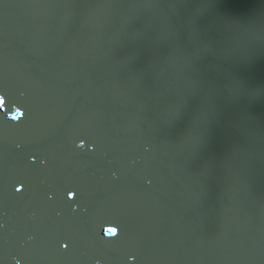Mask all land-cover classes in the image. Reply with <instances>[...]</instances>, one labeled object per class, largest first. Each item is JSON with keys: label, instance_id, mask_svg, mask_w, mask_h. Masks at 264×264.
I'll use <instances>...</instances> for the list:
<instances>
[{"label": "water", "instance_id": "water-1", "mask_svg": "<svg viewBox=\"0 0 264 264\" xmlns=\"http://www.w3.org/2000/svg\"><path fill=\"white\" fill-rule=\"evenodd\" d=\"M26 1L38 4L41 12H28L23 6ZM121 1L140 13L147 20L151 31L165 30L171 41L163 46L155 44V39L107 35V30L117 17L114 3H108L106 9L97 4L103 13H93L102 19L101 23L105 24L106 29L98 27L103 33L90 34L91 22L83 19L87 11L86 0H23L20 6L10 7V10L5 9L0 2V39L6 40V46L0 52V82L8 83L6 91L14 90L16 86L9 82L10 78L29 90L38 63L45 75L43 88L51 89L55 82H64L68 90L77 93L83 102L94 109L105 104L104 106L119 112L122 107L124 110L122 114L119 112L120 119H117V112H113L112 116L116 118L112 120L122 123L124 127L138 130L136 140L146 138L153 144L143 142L138 145L139 156L122 154L114 157L104 149L110 138L105 135L101 143L96 139L101 137L100 133H93L87 147L81 152L91 160V171L88 174L83 167H78L79 161L76 158L73 168L56 167L52 160L35 151L33 145L49 146L47 138L30 137L29 146L18 143L20 139L16 137L13 139L17 142L11 140L7 147L13 148V154L18 155L24 172L6 173L5 166L0 161V190H9L7 194H11V201L23 205L37 190V186H40L46 196L50 194L48 197L57 209L60 207L56 201H61L67 212L79 219L81 224L92 223L98 228L102 225L117 227L116 220L120 218L117 209L112 208L107 197L92 192L90 186L83 184L91 179L93 164L101 163L103 168H115L121 173L126 170L139 171L141 176L146 174L154 178L165 164L178 169L184 165L188 174L195 178V188L203 191L204 186L210 187L216 183L215 188L208 189L216 193V197L209 201L217 204L215 210L219 213V227L223 231L237 233L239 239H248L254 233L264 236V174L256 170V167H261L264 163V59L261 53L240 40L224 20L195 9L193 2ZM65 2H69L65 17L73 18L72 20L48 18L51 12L60 11ZM161 9H166V13ZM34 15H40L41 19ZM77 17L79 18L75 19ZM77 24L80 25L79 30L76 29ZM10 30L13 31L12 34L8 33ZM254 34L264 43V32L261 29L254 31ZM156 45L160 47L159 53L155 50ZM38 46L40 52L37 55ZM13 57L21 65L14 63ZM247 59L254 62L246 65ZM220 63L228 69L227 74L215 69ZM9 67H12V72ZM229 76L239 80L233 82ZM180 80L184 83L177 86ZM152 81L160 84L162 81L173 83L178 94L197 101L200 109L209 106L207 102H200L196 96L199 90H203L218 109L223 111L224 118L205 125L190 112L187 105H181L175 99L159 93L155 95ZM35 94L42 96L43 92ZM102 96L105 99L103 103ZM159 103H165L168 110L165 115L160 113L157 117L153 110ZM63 105L58 103L59 112L64 113ZM4 110L5 108L2 113ZM75 116L80 117L81 112L75 113ZM5 118V115H0V126L12 130L13 124H6L9 117ZM61 118L62 114H57V122L53 124L57 129V136H60L58 139H62L67 133V127L61 122ZM240 125L247 127L238 128ZM112 128L111 125L107 131L109 135L115 134ZM80 133L81 130L77 140L86 134ZM23 138L28 141V136ZM116 142L117 144L110 142L115 149L124 143L123 136ZM3 148L0 145V158ZM253 150L260 154L255 155L254 151L252 155ZM76 154L79 155V152ZM33 159L36 161L33 162ZM105 159L112 160L104 164ZM182 160L184 164L181 163ZM231 162L234 165H230ZM59 174L66 178L58 181ZM36 175L41 177L40 182L32 179ZM105 178L111 180V188L120 191L116 198L123 203L124 210L131 207L148 216H159L163 221L171 220L179 227L184 219L187 221V232L190 230L193 233L195 228L202 232L198 219L199 208L182 201L176 207L175 195L169 190H163V187H156L160 182L155 184L142 179L130 180L126 176L124 179H116L109 174ZM18 187L20 191H17ZM155 190L158 192L156 198L148 202ZM220 190H237L241 200L237 201L232 193L222 194ZM69 193L75 195L70 199ZM91 197L102 204L105 215L91 210L88 205ZM158 200L167 201L155 203ZM253 201L261 207L260 213L251 210ZM181 206L187 207L186 214L182 215L183 219L175 217L176 209ZM35 212L50 216L45 210L35 209ZM211 213L212 210L208 213L209 217ZM55 214L59 216V211L56 210ZM253 221L261 224L255 226ZM6 224L5 214L0 210V246L10 252L8 257L0 252V264H17V261L19 264H52L49 256L54 253L55 244H59L70 257V264H81L72 258L76 253L86 255L89 264H115L113 248H123V244L131 240L117 227L116 237L104 235L93 239L91 247L94 252L88 254L77 250L72 243L62 239L60 234L49 230L44 231L46 238L39 239L41 242L38 243L34 241L35 234L25 223H21L16 231L11 229L8 234L11 242H8L1 236L6 234ZM207 225L210 226L208 222ZM239 239H227L224 249L231 255L228 262L233 264L234 260H238L240 264H264V250L246 246ZM134 242L132 250L121 252L120 264L158 263V250L148 252L146 244ZM217 244L216 252L219 253V242ZM20 248H24V252L19 253L17 250ZM209 249L215 247L210 246ZM129 257L133 259L130 260Z\"/></svg>", "mask_w": 264, "mask_h": 264}, {"label": "bare ground", "instance_id": "bare-ground-1", "mask_svg": "<svg viewBox=\"0 0 264 264\" xmlns=\"http://www.w3.org/2000/svg\"><path fill=\"white\" fill-rule=\"evenodd\" d=\"M22 1L23 0H0L7 10H10V7L20 6ZM187 1L195 3L192 6L198 11L207 15H212L218 20H224L225 23L232 27L240 40L252 45L261 53L264 59V43L260 42L254 34V31L257 29H261V31L264 32V0ZM86 3L87 11L84 13L85 16L83 19L85 22H91L92 28L89 26L90 34L103 33L98 27L100 29H106L105 24L102 25L101 23L102 19L93 13H103L97 7V4H100L106 9L108 3H114L117 7V17L114 19L112 27L107 30V35L129 37L131 39H155V44L163 46L171 41L165 30L154 29L158 34L151 31L147 26V20L121 0H86ZM68 5L69 2L63 3L61 5V10L51 12L48 18L51 20L58 18L72 20L73 18L67 19V17H65V9ZM23 6L31 14H38L41 12L38 4L31 1L23 2ZM161 11L166 13V9H161ZM34 16L39 20L41 19L40 15ZM78 18L79 17L75 19ZM88 25L89 24H87V26ZM76 29L79 30L80 25L77 24ZM8 33L12 34L13 31L10 30ZM22 35L25 36L26 34ZM157 45L155 46V50L159 53L160 47ZM1 48L2 45L0 44V50ZM39 52L40 47L38 46L37 55ZM13 61L17 65H21L16 57H13ZM253 62L254 61L247 59L245 63L247 65ZM223 65V63H220L215 66V69L219 73L227 74L228 69ZM9 70L12 72V67H9ZM44 78L45 75L41 71V66L37 63L29 90L18 85L15 79L10 78L9 82L16 84V86L14 90L6 91V85L8 83L0 82V115H5L6 118L9 117V120L6 122L7 125L13 124L12 130H7L0 126V145L4 146L0 161L5 166L6 173L14 171L24 172L23 168L20 166L22 161L19 160L18 155L13 154V148L7 147L11 143V140L17 142L13 139L16 137L20 139L18 143L24 145H29L31 140L30 137L47 138L49 140L48 147L33 145L32 147L34 150L52 160L53 163L56 164V167L64 166L73 168V161L76 158L79 161L78 167H83L84 172L88 174L91 171V164L89 163L91 160L89 156L81 152L87 147L93 133H100L101 137L96 139L101 141V143L105 135L108 136L110 142H114V144H117L116 141L120 139L121 135L123 136L124 143L120 144L117 149H115L110 142L109 144H105L108 149H104L114 157H119L122 154L139 156L141 154L139 153L138 145L143 144V142L153 144L152 141L146 138L140 137L139 140H136L135 137L139 134L138 130L124 127L122 123L112 120V118H116L112 116L113 112H117V119H120L119 117L121 115L119 116V112L122 114V110H124L122 107L119 109V112L109 106H104L105 104H102L99 109H94L87 102H83L77 93L68 90L64 82H55V86L46 90L45 87L43 88ZM176 78H178V75H176ZM229 78L233 82L239 80L231 76H229ZM170 80L173 81L172 79ZM151 83L155 88V95L159 93L175 99L181 105H187L190 112L203 121L205 125L224 118L223 111L218 109V106L209 99L203 90H199L196 96L200 102H207L209 106L200 109V105L197 101L194 102L191 98L178 94L175 91V85L173 83L168 84L165 81H162L161 84L156 81H152ZM183 83L184 82L180 80L177 86H181ZM42 92V96L35 94ZM104 100L102 96L101 103H103ZM58 103L62 105L65 104L63 105L65 106L64 113L57 110ZM3 108H5V110L2 113ZM167 110L168 108L165 103H159L155 106L153 111L158 117L160 113L165 115ZM77 112H81V116L78 118L75 116ZM9 114L11 116H9ZM17 114H19V116H17ZM57 114H62L61 122L67 127V133L62 139H58L60 136H57V129H55L53 125L54 122H57L55 121ZM12 117H17L18 120H13ZM42 117L43 120L41 121L40 118ZM111 125L113 126L112 130L115 131V134L109 135L107 131L110 129ZM246 127V125L238 126V128ZM80 130V134H86L83 135L81 139L78 138L77 140V135ZM18 132L21 133L18 134ZM23 136H28V141L25 140ZM205 138L211 140L209 137ZM81 142L82 144L79 146ZM254 151L255 155L260 154L257 150H253L252 155ZM76 152H79V155H77ZM111 160L112 159H105L103 163L105 164V162ZM32 161L35 162L36 159ZM181 163L184 164V160H182ZM230 165H234L233 162H231ZM102 166L103 164L101 165V163L93 164V175L91 179L83 182V184L85 186H90L92 192L101 193L108 198L112 204V208L115 210L117 209L120 215V218L116 220V226L122 229L131 239L129 242L123 244V248H113L112 255L115 264H120L122 262L121 252L123 250H132L135 247L134 241H140L146 244L148 252L158 250L160 254L156 257V259H159L157 264H230L228 261L231 255L229 254L230 252L224 249V246L229 237L239 239V234L227 230V232L223 231L219 227L220 216L215 210L217 204L210 203L209 201L210 198L216 197V193L213 192L214 190H208L211 187L215 188L216 183H213L210 187L204 186L202 188L203 191L199 190L198 187L195 188V178L188 174L187 168L184 165L181 169H178L173 165L168 167L165 164V167L159 169V172L156 173V178L146 174H142L141 176L139 171L126 170L121 173L115 168L108 169ZM256 170L264 174V163L263 166L256 167ZM25 173L31 178L28 172ZM106 174L116 179H124V176H126V178L130 180L142 179L145 182L155 184L160 182L156 187H163V190H169L172 195L174 194L176 197L174 198L176 207L180 201H182L195 208H199L198 219L203 233L197 231L196 228L193 233L190 230L187 232V229H185L187 221L182 218V215L186 214L187 211V207L185 206H181L175 211V217L183 219L181 227L175 225L171 220L163 221L159 216H148L131 207L124 210L123 203L116 198V196L120 194V191L110 187L111 180L105 178ZM64 178L66 177L59 174L58 181ZM32 179L37 182L41 181V177L38 175ZM231 188L233 189V187ZM36 189L33 195L23 205H17L11 201V194H7L9 190H0V210L4 212L7 221L6 225H8L6 234L1 235L3 240L11 242L8 237L11 229L13 228L16 231L21 223H25L29 225L31 231L35 234L37 239L34 238V241L38 243L41 242L39 239L46 238L44 231L49 230L60 234V236L63 237L62 239L65 238L67 242L72 243L77 250L90 254L94 252V248L91 247V241L93 239L104 237L106 228H117L114 225H102L98 228L92 223L81 224L79 219L67 212L61 201H56L60 207V209H57L52 200L48 197L50 194L46 196L40 186H37ZM220 191L225 195L232 193L235 195L237 201L241 200L237 190ZM157 193V190H155L154 195L148 199V202L154 201ZM164 201L167 200H158L155 203ZM88 205L93 212L105 215L106 211L101 208L102 204L98 203L94 197H91L88 201ZM92 207H94L95 210H93ZM35 209L45 210L50 216L41 215L35 212ZM56 210L59 211V216L55 214ZM211 210L212 213L209 217L208 213ZM251 210L254 213H260L261 207L253 201ZM205 220L210 226L207 225ZM253 223L255 226L261 224L258 221H253ZM247 236L248 234L246 237ZM239 240L243 241L241 243L246 246L250 245L251 247L264 250V236L254 233L251 234L248 239ZM1 241L0 238V242ZM217 242H219V253L216 252ZM210 246H214L215 249H209ZM54 250V253H51L49 256L50 263L70 264V257L62 250L59 244L54 245ZM17 251H19V253L24 252V248H20ZM0 252L6 257H8L10 253L6 249H2L1 246ZM218 257L223 258V260ZM72 258L76 262H81V264H89L88 258L84 254L76 253ZM233 264H240V262L234 260Z\"/></svg>", "mask_w": 264, "mask_h": 264}, {"label": "clouds", "instance_id": "clouds-1", "mask_svg": "<svg viewBox=\"0 0 264 264\" xmlns=\"http://www.w3.org/2000/svg\"><path fill=\"white\" fill-rule=\"evenodd\" d=\"M81 144H82V142L80 143L79 146H81ZM19 190H20V188L18 187L17 188V191H19ZM73 195H74V193H69V198L71 199L73 197ZM113 229H114V227H112V228H106L105 229V236L106 237H109V238L116 237L117 234H118V230L113 231ZM65 247H66V245H65ZM129 259L131 260L133 258L132 257H129ZM17 264H19V261H17Z\"/></svg>", "mask_w": 264, "mask_h": 264}, {"label": "rangeland", "instance_id": "rangeland-1", "mask_svg": "<svg viewBox=\"0 0 264 264\" xmlns=\"http://www.w3.org/2000/svg\"><path fill=\"white\" fill-rule=\"evenodd\" d=\"M5 42H6V40L4 38L0 39V44L2 45V48H1L0 52L5 48V46H6Z\"/></svg>", "mask_w": 264, "mask_h": 264}, {"label": "snow or ice", "instance_id": "snow-or-ice-1", "mask_svg": "<svg viewBox=\"0 0 264 264\" xmlns=\"http://www.w3.org/2000/svg\"><path fill=\"white\" fill-rule=\"evenodd\" d=\"M2 97H3V96H2ZM17 116H19V114H17ZM12 119H13V120H18L17 117H12ZM19 191H20V190H19ZM74 195H75V194H74ZM74 195H73V196H74ZM115 230H117V228H114V229H113V231H115ZM110 234H111V233H110ZM66 247H67V245H66Z\"/></svg>", "mask_w": 264, "mask_h": 264}]
</instances>
